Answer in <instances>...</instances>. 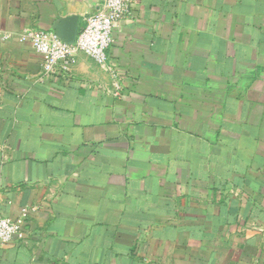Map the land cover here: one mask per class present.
I'll use <instances>...</instances> for the list:
<instances>
[{
  "label": "crops",
  "instance_id": "obj_1",
  "mask_svg": "<svg viewBox=\"0 0 264 264\" xmlns=\"http://www.w3.org/2000/svg\"><path fill=\"white\" fill-rule=\"evenodd\" d=\"M99 1L0 0V264H264V0H130L45 73L22 33Z\"/></svg>",
  "mask_w": 264,
  "mask_h": 264
},
{
  "label": "built area",
  "instance_id": "obj_2",
  "mask_svg": "<svg viewBox=\"0 0 264 264\" xmlns=\"http://www.w3.org/2000/svg\"><path fill=\"white\" fill-rule=\"evenodd\" d=\"M98 9L85 17V24L79 30L73 43L62 39L54 30H26L22 40L29 41L40 55L43 71L51 73L60 68L68 70L77 52L84 53L100 64H107V49L113 42V29L126 15L130 0H100ZM0 33V39H7ZM27 209L18 217L0 216V243L23 238L22 227Z\"/></svg>",
  "mask_w": 264,
  "mask_h": 264
},
{
  "label": "water",
  "instance_id": "obj_3",
  "mask_svg": "<svg viewBox=\"0 0 264 264\" xmlns=\"http://www.w3.org/2000/svg\"><path fill=\"white\" fill-rule=\"evenodd\" d=\"M56 32V31H55ZM78 32V25L76 18H70L67 26L66 33L64 35L56 32L62 39L68 43H73Z\"/></svg>",
  "mask_w": 264,
  "mask_h": 264
}]
</instances>
